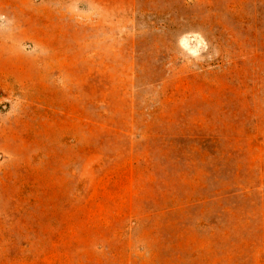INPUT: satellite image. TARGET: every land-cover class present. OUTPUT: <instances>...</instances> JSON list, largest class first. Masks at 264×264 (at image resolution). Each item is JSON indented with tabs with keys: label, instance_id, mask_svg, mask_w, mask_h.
<instances>
[{
	"label": "rangeland",
	"instance_id": "1",
	"mask_svg": "<svg viewBox=\"0 0 264 264\" xmlns=\"http://www.w3.org/2000/svg\"><path fill=\"white\" fill-rule=\"evenodd\" d=\"M0 264H264V0H0Z\"/></svg>",
	"mask_w": 264,
	"mask_h": 264
}]
</instances>
